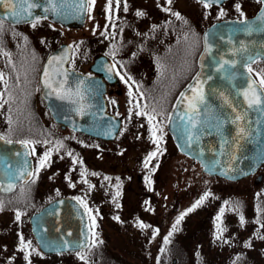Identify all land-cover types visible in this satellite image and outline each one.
Listing matches in <instances>:
<instances>
[{
    "label": "rangeland",
    "instance_id": "rangeland-1",
    "mask_svg": "<svg viewBox=\"0 0 264 264\" xmlns=\"http://www.w3.org/2000/svg\"><path fill=\"white\" fill-rule=\"evenodd\" d=\"M91 2L92 0H90ZM140 2L148 3L147 6L151 3L149 0ZM173 2V12L179 13V8L188 14V24L198 23L203 18L205 20L201 23L209 21L206 20L208 15L203 11L204 8L194 0H173ZM137 3L136 0H125V3L117 0V5H113L114 11L111 15L118 19L125 18L126 14L123 9L126 7L127 11L132 10L131 17L137 21L139 18L137 17L139 11L136 8ZM92 4L94 6L93 14L87 17V21L82 27L78 29L63 28L59 34L63 42H70L72 47L74 44L72 67L85 73L88 72V65L96 55L113 53L106 52L111 44L108 43L107 32H104L99 25L106 12L105 0H95ZM118 5L121 7L119 13ZM148 20L147 17L146 23ZM103 21H105L104 18ZM136 21H134L135 28L129 33H123L122 28L119 27V41L116 43L117 48L130 50L119 54V58H117L121 70L119 79L129 78L130 80L124 82L120 80L122 84H113L110 86V93L108 92L109 110L124 117L127 127L123 126L119 138L117 137L113 142L95 143L90 149L87 148L86 141L81 139L77 143L76 150L74 138L69 140L71 137L69 134L62 135L63 139L69 141L62 146L59 145L60 147L57 149H48L47 153H50V156L45 160L43 167L41 160L38 159L39 163L36 173H34L37 178L28 184L30 191H33V193L31 192L32 196L36 197L38 194L39 200L36 198L28 211L23 213L1 212L0 215L3 219L11 215L14 218L13 223L16 224V226H12L11 234L9 231L8 235L4 236L6 244L1 245L6 249L11 248L10 264H22L24 261L25 264H264V209L260 212L259 217H255L252 211H246L245 219L235 217L232 215L233 211H230V207H228L229 196H227H238L242 200H248L252 206V199L257 194H264V165L254 175L237 181H227L203 174L196 162L176 151L166 127H164V120L166 123L164 115L167 112L168 102L162 106L159 103L161 98L163 99L172 90V86L158 85L157 71L159 68H164L165 72H169L174 66H181L182 69L178 73L184 74V64L188 63L185 61V54L194 52L195 44H193L194 41L191 44V39L186 38L185 44L179 45L188 48H170L171 44L168 43L170 37H159L148 33L149 26H145L146 23L140 26ZM140 28H143L144 31H141ZM151 39L162 40V42L159 45H156L155 42V44H151L149 43ZM194 40L196 43L197 40ZM0 44L3 42L1 41ZM162 47H168L169 52L163 51ZM7 55L9 54L0 51V62L7 65L9 78L20 80L26 86L27 81L32 80L33 77L31 72L34 70L32 64L35 62V57L24 52ZM39 66L40 62L37 71ZM258 66L257 71L264 77V63ZM174 78L175 76L172 75L170 80H174ZM153 80H157L154 85H152ZM33 81L32 91H35V80ZM137 82L140 85L143 84L139 93L136 89L131 90L132 84ZM144 104H147L149 108H155L157 114L160 115L158 116L160 117L158 125L161 128L157 129V132L149 128L145 113L136 108L137 106L143 107ZM153 153H156L155 157H165L166 159L152 182V188H148L149 184L146 179L142 180L136 177L138 173L144 175V170L135 169L136 163L131 158L135 160V158ZM42 155L45 159V154ZM91 157L93 166L101 167L110 175L126 172L119 185L115 180L116 177L110 179L108 189L116 190L118 196V189L124 182V197L127 206L137 203L139 207L135 209L140 208L142 211H135L133 206L131 209L125 208V219H122L124 228L105 227L99 230L103 232L104 237L100 235V241L103 242L98 245V251L83 252L78 256L76 253H68V256L67 254L46 255L44 259L33 254L29 249L32 243L28 241L26 244L29 237L27 229L16 221L17 214H19V218H26L33 209L58 196L84 198L86 195L85 174L88 172L86 168ZM110 159L126 164L109 163L112 161ZM134 173L136 175L132 178L128 176ZM98 188L108 192L106 188ZM83 191L84 195L77 194ZM99 193L101 192L99 191ZM145 193L148 194L145 195ZM167 194L168 196L165 197ZM203 197L207 198L211 204L205 209L199 206L193 208V205H189L188 208L184 206L188 202L191 203L193 200L197 201ZM146 198L149 199V202H144ZM254 200L256 199L254 198ZM165 206H173L175 210L183 206L181 210L183 212L178 216L174 213V219L171 222L163 223ZM190 208L193 210L188 211ZM221 210L226 217L218 224L220 225L218 230L216 227L214 231L213 226L215 222L220 221L217 215L221 214ZM131 215H134L136 219V215H141L139 219L144 227L129 225L128 223H132V220L135 219ZM178 219L179 224L176 223ZM254 220L258 221L256 228H254ZM187 228L188 230H186ZM233 235L236 236L232 239ZM21 238L25 241L23 245ZM29 240L31 239L29 238ZM26 250L31 251L28 260L25 259L24 251ZM20 254L23 255V259Z\"/></svg>",
    "mask_w": 264,
    "mask_h": 264
},
{
    "label": "water",
    "instance_id": "water-1",
    "mask_svg": "<svg viewBox=\"0 0 264 264\" xmlns=\"http://www.w3.org/2000/svg\"><path fill=\"white\" fill-rule=\"evenodd\" d=\"M30 3L37 6L29 8ZM54 3L55 11L50 0H13L14 8L7 6L4 0L0 2V17L11 22L46 17L66 27L84 25L88 0H54ZM12 11L21 12V17L26 19L13 18ZM28 12L32 15L27 16ZM261 16H264L262 0L260 9L249 19L222 20L208 25L201 33L197 69L175 95L168 113L166 124L174 146L196 160L205 174L235 181L254 174L264 163V103L251 107L248 104L254 94L264 101V89L249 70L250 64L264 60ZM249 26L251 31H248ZM69 54V45L62 43L43 61L39 82L45 107L62 127L113 139L120 120L106 111L103 80L110 83L117 80L115 63L100 54L90 65V70L96 74L89 76L68 68ZM46 79L66 98L59 99L52 88L46 86ZM20 146L21 143H8L0 147V151L7 152V157L28 161L31 173L28 149ZM81 208L75 199L61 197L31 218L32 231L43 251L58 253L88 245L89 229L74 226L72 219L74 212L79 214ZM38 217H41L40 228L36 224Z\"/></svg>",
    "mask_w": 264,
    "mask_h": 264
},
{
    "label": "flooded vegetation",
    "instance_id": "flooded-vegetation-1",
    "mask_svg": "<svg viewBox=\"0 0 264 264\" xmlns=\"http://www.w3.org/2000/svg\"><path fill=\"white\" fill-rule=\"evenodd\" d=\"M125 3V0H121ZM138 3L137 9L138 12H142L143 15H138L137 21L138 24H145L148 17V22L145 26H149L148 33L154 34L155 36H167V38H171L168 43L171 44L170 48H188L187 46L179 45V42L182 38H189V36H201L203 30L208 26V24L213 23L219 20L225 19H244L253 16L256 11L259 9L261 5V0H211L208 7H205V3L202 0H194L197 4L202 6L203 11L207 13L208 17L206 18L207 23H201L205 19L203 18L198 23L188 24V14L179 10V16L174 15L173 12V5L174 2L171 0V3L168 0H149L148 7L146 3H141L142 0H136ZM208 2V0H205ZM117 5V0H111V5H109V0H105V8H107V15L108 20L111 17V13L114 11L113 5ZM237 5H239V10L237 9ZM118 9L121 7L118 5ZM91 11L89 15L93 14L94 6L91 2ZM165 9H170V11H165ZM23 10V9H22ZM173 12V13H172ZM223 13V14H221ZM98 15V14H97ZM0 21H2V27H0V39L3 44H0V51L6 52L10 56L13 53H28V55H33L35 57V62L32 64L34 67L32 80H28L26 86L24 83H21L20 80H11L9 78L8 68L5 66L4 62H0V75H2V79H0V147L6 146V144L11 141V143H21L22 148H27V155L31 158L32 164V174L30 177L25 178L29 173V162L22 158H10L7 157L8 154L5 151H0V215L4 212L10 214V212H25L28 211L30 205L35 202L36 198L39 200V195L37 194L36 197L32 196L30 191V182L34 181L36 173L38 159H44V155L47 153V150L50 148L57 149L58 147L67 143V141L74 140L76 141L77 150V143L84 140L86 141L87 148H91L95 143H105V142H113L119 136L121 129L123 126H126V120L123 119L124 117L118 116L115 113L109 110V98L108 94L110 93V86L112 83H108L105 80V102L107 105V112L117 117L120 120V127L113 139H105L98 136L83 134L79 132L73 131L71 128L62 127L60 124L53 122L51 118V114L49 110L45 108V103L40 95V83H39V74L43 65V61L45 60L47 54L55 50L63 41L59 36L60 30L63 29L62 25L50 21L47 18H39L32 21H25V22H11L9 20H5L0 17ZM33 23H35V27H33ZM192 28V34L190 35V29ZM66 29H70L67 28ZM143 28H140L141 31ZM166 38V39H167ZM0 41V43H1ZM157 42L156 45H159L162 40H153ZM70 45V52H73L72 45L70 42H67ZM166 43V42H165ZM163 51H168V47H162ZM195 49V48H194ZM195 51V50H194ZM169 52V51H168ZM40 62L39 69L38 63ZM91 63V62H90ZM258 63L256 62L253 65V68L256 67ZM189 64V63H188ZM90 65V64H89ZM185 66V65H184ZM250 66V68H251ZM181 67V66H180ZM188 70V68H187ZM187 70L184 74H178V78L183 77L187 74ZM252 71V70H251ZM90 72V71H89ZM254 73V72H253ZM90 74H92L90 72ZM129 79V78H128ZM128 79H119V81L114 85H120L122 82ZM264 79V78H263ZM33 80H35V91H32ZM130 80V79H129ZM152 81V80H151ZM157 80H153V84L156 83ZM131 90L136 89L137 93L141 90V86L143 84H139V82L132 84ZM151 85V86H152ZM109 92V93H108ZM135 106V105H134ZM137 106V105H136ZM118 107V104H116ZM136 108L139 111L145 113L147 124L149 128L153 129L154 132H157V129H160V125H158L159 118L157 111L155 108H149L147 104H144L143 107L137 106ZM47 115V117H46ZM167 115V112H166ZM166 115H164L166 117ZM151 118V119H150ZM165 124V120H164ZM166 126V125H165ZM164 126V127H165ZM127 127V126H126ZM47 131L49 132L47 134ZM167 131V130H166ZM63 133V134H62ZM168 133V132H167ZM69 134L71 137L69 140L63 139L62 135ZM169 135V134H168ZM119 138V137H118ZM171 139V137H170ZM73 140V141H74ZM75 141L73 143H75ZM27 142V143H22ZM172 142V140H171ZM173 144V143H172ZM60 145V146H59ZM45 152V153H44ZM149 157H151L149 159ZM166 158L162 157H155L151 154H147L145 157L141 158H131L134 161L135 169H143L144 175L138 173L129 174V177H136L141 178L142 180L146 179L148 181L149 187L152 188V182L157 177V172L163 161ZM24 160V161H23ZM93 158L91 157L89 162L87 163L86 170L88 171L85 174V185L86 195L84 191L82 193L84 198L75 197L78 202L84 207V212L86 214L85 219L87 222V227L90 230V243L87 249H79L73 251L76 255H81L84 251H98L97 248L99 244L103 241H100V235L104 237L103 232L99 231L101 229L107 228H117L121 227L124 228L123 220L125 219V208L131 209L134 207L135 211L142 209H135L139 207L137 203L135 205H128L126 203V198L124 197V186L125 183L123 182L120 189H118V196L117 191H113V189H108L110 179L115 178L118 181V185L120 181L125 177V173H115L114 175H110L109 173L105 172L101 167H95L92 163ZM112 160L109 163L113 164H123L124 162H118ZM11 161V163H10ZM23 161L24 163L20 165L19 163ZM16 162V164H13ZM147 163V167L145 164ZM13 164V165H12ZM29 183V184H28ZM106 188L108 192L105 189ZM99 191L101 193H99ZM95 194V195H93ZM148 194V193H147ZM145 193V195H147ZM114 195V196H113ZM165 195V197H167ZM42 197V196H41ZM58 197H68V196H58ZM56 197V198H58ZM123 197V198H122ZM53 198L51 200H54ZM49 200V201H51ZM48 201V202H49ZM144 202H149V199L146 198ZM106 205H103V204ZM47 204L46 202L39 205L35 209H33L26 218H19L16 221L20 222V225L24 226L27 229V235L29 236L26 240V244L30 241L32 244L29 249L33 252V254L38 255L39 257L46 256V253L39 247L37 244V240L35 239L33 232H32V220L31 218L36 214L39 213L42 208ZM133 206V207H132ZM149 207V206H146ZM165 216L162 217L163 223H169L174 219L175 215H181V210H175L173 206H165ZM188 208V207H186ZM2 212V213H1ZM131 214V213H130ZM134 214V213H132ZM141 215H136L137 219L134 215L135 219L132 220V223H128L129 225L138 227L141 225L140 221ZM130 219L131 217L128 216ZM0 219H3L0 217ZM41 217H38L37 227H42L40 222ZM72 219H76L73 221L74 226L76 227H85V222L79 221L76 215H73ZM79 221V222H78ZM14 222V218L10 215V217H6L3 220H0V264H10V259H12V251L9 247H3L1 245L6 244L4 241V236H7L9 231L10 234L12 232V226H16ZM160 226V225H159ZM29 238L31 240H29ZM25 243V241L23 240ZM90 244L94 246L91 247ZM8 247V246H7ZM30 250H26L25 252V259L28 260L31 254ZM68 253V251H67ZM66 252H59L55 253L58 255L67 254ZM21 258L23 259V255ZM25 262V261H24ZM22 264H25V263ZM30 264V263H26Z\"/></svg>",
    "mask_w": 264,
    "mask_h": 264
},
{
    "label": "trees",
    "instance_id": "trees-1",
    "mask_svg": "<svg viewBox=\"0 0 264 264\" xmlns=\"http://www.w3.org/2000/svg\"><path fill=\"white\" fill-rule=\"evenodd\" d=\"M123 10H125V9H123ZM119 11H120V9L118 10V13H119ZM131 12H132V10H129V11L125 10V14H126L125 18L118 19V18H116V16L115 17L111 16V17H109L110 18L109 20L107 18L108 15H106L107 12H105V14H103V18L105 19V21H103V18H102V20L99 22V25L103 29V31L107 32L106 33L107 34V38H109L108 43L110 42V44H111V45H109L108 51H106V52L107 53L108 52H113L111 54L110 53H108V54L113 60L116 61L117 64H118L117 58H119V54H121V53L123 54V52L130 51V50H124V49L117 48V46H116L117 44L116 43H118V41H119V38H118L119 37L118 36V31L120 29L119 27L122 28L123 33H129L130 30H133L135 28L134 21H136V20H135V18L132 19V17H131L132 13ZM114 24H115V26H114ZM113 26H114V29H113ZM189 29H190V35H191L192 34V28L190 27ZM101 32H102V30H101ZM125 35H127V34H125ZM152 39H151V41L149 43H151V44H155L156 43L157 44V42L153 41ZM185 39L186 38H182L180 40L179 44H182V43L185 44ZM194 39L197 40L196 43H195ZM189 40L191 41V44L194 41L193 44H195V47H194L195 51L194 52H190V54L189 53L185 54L186 55L185 56V61H188V63H189V64L188 63L184 64L185 65L184 66L185 72H186V70L188 68L186 75H184L183 77H180L179 79H177L178 78L177 76L179 74L178 72L182 69L180 66H177V67L174 66V68L169 70V72H165L164 68H159V70L157 71V76H158V79H159L158 85H160V86L161 85L162 86H167V85L172 86V90H170L167 93V95L163 99L161 98V100L159 101L161 106L165 105V103L168 102V107H169V105H170L175 93L182 86V84H184V82L187 80L188 76L191 75V72L193 71V69L195 67V55L198 52L197 49L200 46V44H199V36H189ZM134 44H135V42H134ZM196 45H197V47H196ZM172 75L175 76L174 80H170ZM168 107H167V109H168ZM227 196H229L228 207H230L229 208L230 211H233L232 215L235 216V217H241V218L245 219L246 218V214L245 213H247L246 211H248V212L252 211V213L255 215V217H259L260 216V212H262L263 209H264V194H261V195L257 194V196L254 197L256 200H254V198L252 199L253 200L252 206H251V204L249 203L248 200H244V199L242 200L240 197H238V196L235 197L233 195H227ZM201 199H199V200H201ZM199 200H197V201H199ZM197 201L193 200L191 203L188 202L184 206L189 207V205H195ZM210 205H211L210 201L207 198L203 197V202L200 203L198 206L202 207V208L204 207V209H205L207 206H210ZM248 206H250V207H248ZM182 208H183V206L180 208V210ZM180 210H178V212ZM243 216H245V217H243ZM225 217H226V215H224L223 211L221 210V214L217 215V218L220 221H217V222L214 223V226H213L214 231H215L216 227H217V230H218V227L220 226L218 224H220V222L223 221V219ZM254 221H255L254 228H256L257 225H258V221L257 222H256V220H254ZM186 230H188V228ZM234 236H236V235H233L232 239L234 238Z\"/></svg>",
    "mask_w": 264,
    "mask_h": 264
},
{
    "label": "snow or ice",
    "instance_id": "snow-or-ice-1",
    "mask_svg": "<svg viewBox=\"0 0 264 264\" xmlns=\"http://www.w3.org/2000/svg\"><path fill=\"white\" fill-rule=\"evenodd\" d=\"M0 2H4V0H0ZM50 2L52 3V10L53 11H55L56 10V8H55V3H54V0H50ZM95 2V0H92V3H94ZM168 2L169 3H171V0H168ZM202 2H204L205 3V7H208L209 6V3L211 2V0H208V2H205V0H202ZM262 2H264V0H262ZM6 3H7V6H10V7H15V5L13 4V0H6ZM109 5H111V0H109ZM35 6H37V5H35L34 3H30V4H28V7L29 8H32V7H35ZM237 7V9L239 10V5H237L236 6ZM125 10H127L126 9V7H125ZM21 11H23V10H21ZM45 11L47 12L48 11V9H45ZM165 11H170V9H165ZM221 14H223V13H221ZM10 15L13 17V18H17V17H19V18H21V19H26V17H21V12H19V11H12L11 13H10ZM32 15V13L31 12H28L27 13V16H31ZM137 15H143V13L142 12H138L137 13ZM174 15H177V16H179V13H174ZM38 19V18H37ZM260 19L261 20H264V16H261L260 17ZM0 27H2V21H0ZM33 27H35V23H33ZM252 29H251V27L249 26L248 27V31H251ZM262 30H264V29H262ZM51 62V61H50ZM45 76L47 77L48 76V73H47V71H45ZM0 79H2V75H0ZM260 83H261V85H264V79H261V81H260ZM45 84H46V86H48L49 88H52V92L59 98V99H65L66 98V96L64 95V94H62L61 93V91H60V89H58V88H53L52 87V84L46 79L45 80ZM61 87H62V85H61ZM51 94V93H50ZM183 95V94H182ZM245 98L246 99H248V93L247 92H245ZM203 99V97L201 96V100ZM261 103H264V101H262L261 100V98H260V95H258V94H254V98L253 99H248V104H249V107H251L253 104H261ZM138 114H140V113H138ZM240 117H237V119H239ZM151 119V118H150ZM9 143H11V141H9ZM22 143H27V142H22ZM151 155H156V153H153V154H151ZM50 156V153H45V159H43V160H41V166L43 167L44 166V163H45V160L48 158ZM151 157H149V159H150ZM145 166L147 167V163L145 164ZM203 202V198L201 199V200H199V201H197L196 202V204L195 205H193V208H195L196 206H198L200 203H202ZM193 208H190V209H188V211H192L193 210ZM186 214V213H185ZM182 215H184V214H182ZM182 218V217H181ZM17 219H19V214H17ZM241 219H243V218H241ZM177 224H179V219L177 220V222H176ZM141 227H144V225L143 224H141L140 225ZM174 227V229H175V225L173 226ZM171 234V233H170ZM167 239V238H166ZM21 243H22V245H23V238H21ZM81 259H83V257H81Z\"/></svg>",
    "mask_w": 264,
    "mask_h": 264
}]
</instances>
